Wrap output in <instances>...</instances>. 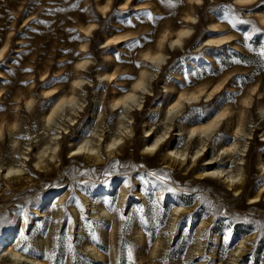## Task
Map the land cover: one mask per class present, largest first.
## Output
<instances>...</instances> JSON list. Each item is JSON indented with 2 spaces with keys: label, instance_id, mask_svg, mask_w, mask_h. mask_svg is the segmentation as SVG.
Listing matches in <instances>:
<instances>
[{
  "label": "rangeland",
  "instance_id": "rangeland-1",
  "mask_svg": "<svg viewBox=\"0 0 264 264\" xmlns=\"http://www.w3.org/2000/svg\"><path fill=\"white\" fill-rule=\"evenodd\" d=\"M195 2L0 0V52L6 53L0 58V264L10 259L4 256L5 236L8 247L17 245L19 252L47 258L49 264H264V197L250 200L264 187L260 165L264 161V116L260 110L264 106V0ZM125 3L127 8L120 9ZM107 4L110 9L104 14L102 7ZM193 6L196 21L187 39L190 42L185 50L164 48L168 59L149 83L142 105L126 116L131 118L132 132L124 134L122 146L109 156L106 144L119 134L123 117L112 110L109 101L129 92L142 70H154L145 55L156 53L166 32L184 27ZM210 22L219 26L218 32L210 31ZM210 36L229 42L203 49ZM86 58L89 63L82 71L78 65ZM102 73L110 74L111 80L102 84ZM79 74L87 79L75 92ZM176 74H180L179 81L174 80ZM220 82L221 93L209 100L203 95L184 105L173 121H162L168 105L180 93L211 92ZM173 83L177 89L166 88ZM44 90L57 94L48 99ZM74 92V102H82V108L76 103L65 104L47 123L45 113L61 97L70 98ZM250 96L251 104L246 106ZM30 100L33 103L28 107ZM244 110L243 131L252 135H242L241 143L248 145L243 160L229 162L220 160L221 156L217 161L228 170H238L241 164L244 193L235 197L222 179L197 182L196 175L208 158L234 143L233 133ZM222 111H231L233 120L228 126L224 118L223 125L211 134L209 150L197 158L196 169L191 170V155L201 148L198 139L190 144L189 161L163 167L169 146L186 149V137L177 136L178 130L207 123ZM166 122L172 123V129L168 143L164 142L155 156L156 166L142 164L144 144L161 134ZM98 126L105 128L99 149L103 160L97 163L87 151L72 155L76 144L97 136ZM149 128H154L152 136H146ZM56 132L62 160L56 163L57 159L44 156L46 161L37 165L38 148ZM22 158L24 161L19 160ZM15 165L24 168L22 175L30 173L29 179H17L15 173L6 175L7 167ZM24 183L32 187L31 192L10 200ZM124 186L126 201L120 206ZM61 196L65 200L58 204ZM85 196L105 202L110 212H116L114 220L119 225L112 236L113 224L92 219ZM174 205L188 212L172 222ZM38 208L48 211L51 219H59L60 226L50 218L41 219ZM58 209L59 215H55ZM198 230L202 233L197 234ZM247 237L245 254L234 256V249ZM91 244L104 258L93 255ZM156 244L160 245L155 255ZM196 250L202 255H196ZM23 260L21 264H31Z\"/></svg>",
  "mask_w": 264,
  "mask_h": 264
},
{
  "label": "bare ground",
  "instance_id": "bare-ground-1",
  "mask_svg": "<svg viewBox=\"0 0 264 264\" xmlns=\"http://www.w3.org/2000/svg\"><path fill=\"white\" fill-rule=\"evenodd\" d=\"M202 1L204 0H196L195 3L199 4ZM236 1L245 4V3L252 2L253 0H236ZM109 4L102 7L104 14L108 13L110 9ZM126 8H127V3L122 5V8L120 9H126ZM193 9H195L194 6L192 7L193 12L190 11L186 15V23L184 27L179 28L176 32H172V31L166 32L159 42L156 53L145 55L146 57L145 59L148 61V63L152 66L154 65V68H153L154 70L151 72H149L148 69L142 70L139 79L134 83V85L132 86V89L129 92H127L125 95L121 97H114L113 99L109 101L112 110L114 112L119 111V115L123 116L120 122L121 124H120L119 134H117L114 137H111L106 144L107 146L106 152L109 154V156L115 153L116 148L118 147L120 148L122 146L124 134L126 135L128 132L130 133L132 132L131 127L129 126V124L131 123L129 122L131 118L129 117L126 119V116L134 107H136L137 105L140 107L142 105L141 98L145 93H147L149 83L157 77L159 70L162 69L164 63L168 59V55L165 52L164 48L170 47V49L180 48L182 50H185V48L187 47V44L190 42V40L188 41L187 39H189V37L191 36L192 34L191 26L193 22L196 21V17L194 15ZM209 28L211 32L219 31V26H217V24L214 22L209 23ZM88 33H90V31H88ZM122 41L124 40H121L120 42ZM227 42H229V40H227L226 38H217L214 36H210V37H207V39L205 40L203 49L206 47L213 48V47L223 46ZM106 43L107 44L110 43V40L106 41ZM234 46L235 44H233L232 47L235 48ZM85 47L87 48L88 46L86 45ZM3 53H4L3 51L0 52V58H2ZM88 63H89V59L86 58L79 63L78 68L83 71ZM176 76L177 77H175L174 80L179 81L180 74H176ZM235 77L236 75L229 82H231ZM111 78L112 76L108 73H102L100 75V81L102 84H104L105 81H110ZM86 79L87 78L84 75L79 74L78 78L74 81L75 92L78 87H81L82 85H84V83L86 82ZM176 86H177L176 83H173L170 86H166V88L175 90L177 89ZM222 86H223V82H220L213 88L211 92H209L210 91L209 89L207 91H205V89H201L198 94L195 92H192L190 94L180 93L178 95V98L170 102V104L168 105L167 112H165V114L163 115L162 121H165V120L169 122L173 121L174 118L181 112V109L183 108L184 105H186L187 103H194L198 101L200 97L203 95L206 96V98L209 100L215 93L222 92L223 90ZM54 91L55 90H49V91L44 90L43 93L46 96V98L50 99L56 96L57 92H54ZM75 92L73 96H71L70 98L61 97L58 103H56L53 106L51 111L48 114L45 113L44 119L47 121V123H49L52 120V118L58 113V111L63 107V105L70 104V103H76L74 102L77 99ZM260 95H262V92H260ZM251 100H252V96L248 97L245 100L246 106H249L251 104ZM32 103H33V100L28 101L27 106L28 107L31 106ZM76 107L82 108V102L76 103ZM260 110H261V114L264 116V106L261 107ZM74 111L77 112L76 109H74ZM224 118H226L227 125L229 126L230 121L233 120L232 112L222 111L207 123H202L196 126H190V127L178 130L179 132L178 134H176L177 136L183 135L186 137L185 139L186 149L180 150L175 145L169 146L167 148L166 155L163 157V160H164L163 167L170 168L171 166H175L174 161L175 162L178 161L179 163H182V164L185 163L186 160L189 161L190 159L189 157H187V155L189 154L188 149L190 147V144L196 139H198V141H200L201 148L197 149L196 152H194L191 155V158L193 160L192 162L190 161L191 163H193L191 170L196 169L198 167V164L196 163L197 158L200 157L202 154H204L205 151L209 150V148L206 150V147L210 144L208 143L210 142V136L215 131L216 128H218L220 125L221 126L223 125L222 121ZM245 119H246V113L244 110L241 113L240 125L238 126L237 129L234 130V133H233V137L235 138L234 143L231 145H227V146L225 145L222 152H220L216 156L208 158V160L204 164L205 168H202L201 171L196 175L197 182H199L200 180L217 177L219 179H222L223 182L227 185V187L231 188V190L234 191L235 197L242 196V193L244 192H241V190L244 185V180H242L243 170H242L241 164L240 163L238 164L239 165L238 170H235V169L228 170L227 167L217 165L218 164L217 161L219 157L221 156H224V158L220 160L228 159L227 161L229 162L235 161V160H238V161L243 160L242 158L244 156L243 153L247 150L248 145L241 143L242 135H252V133H247L243 131V126L245 125L244 124ZM71 121H74L73 117L71 118ZM169 122H166L164 124L163 132H161V134L153 137L152 140H149V142L144 144L143 146L144 154H142V157L140 159L142 164L149 166V167L156 166L155 156L157 155L158 151L161 149V145L164 142H166L165 145L168 143L167 138L169 137L171 129H172V123L170 124ZM98 128H100L101 130L100 132H95V134L97 135L95 138L88 137L84 139L82 142H80L79 144H76L75 148L71 149L72 155H77L78 153H82L83 151L85 153V151H87L86 155L89 156V158L94 159V161H96L97 163L103 160V155L99 156V149H100L101 142L103 140V132H105V128L104 127L102 128V126H98ZM12 133L13 131H11V134ZM58 133L59 132L52 133L48 143H46L42 148H38L37 155L40 161L36 162L37 165H40L46 161L42 159L44 156L57 159L56 163L62 160L61 154L58 153V146H59L58 145L59 144L58 142L59 134ZM145 133H146V136H152L154 134V128L147 129ZM1 137H2V134L0 132V138ZM32 138L34 139V136ZM13 142H16V140H13ZM29 148H30V145H28V150ZM23 155H27V154L24 152ZM240 155L241 157L237 158ZM19 160L24 161L23 158ZM63 161L65 162V160ZM260 165H261V171L264 172V161H262ZM47 167H49V164L48 166L47 165L40 166L39 169L41 170L42 168H47ZM0 169H1V166H0ZM6 170H7L6 175H10L12 173L18 174V175H15L17 176L16 177L17 179L18 178L29 179L30 177V173H28V175H22L24 168L20 165H15L11 167L9 166L7 167ZM158 171L163 172L164 170L158 169ZM4 172L5 170L3 171V173ZM164 172L169 173L168 171H164ZM11 178L12 177L8 179L11 180ZM27 185L29 184L24 183L18 186L16 188L18 192L11 194L9 196L10 200L18 198L20 194L27 193V192L30 193L32 190V187L27 186ZM126 195H127V189L124 186L122 189V195L119 201L120 206H122L125 203ZM140 196L143 199H146L144 192H141ZM2 197H3V194H0V199H2ZM85 197H86L85 199H87V202H89V205L91 207L90 211H91L92 219L103 221L104 224L107 222H111L113 224L112 229L110 230V234H111L110 236H112L115 232V229L119 225V222H117L116 219H115L116 221L114 220V216L116 212L115 213L110 212L105 202H97L88 196H85ZM260 197H264V187H262V189L260 190L258 194L250 197V200L257 201ZM63 200H65V198L64 196H61L60 198L57 199V203L60 204L62 203ZM237 201L240 202L239 199ZM185 210L186 208L181 205H174V212H175L174 216L175 217L172 219V222L176 221L178 219V216H180L181 214L188 212ZM37 211H38V216L41 219L50 218L51 216V214H49V212L46 210H42L38 208ZM59 211L60 209L56 210L55 211L56 213L54 214L59 215ZM50 221H52L53 224H55L57 228L60 226L59 219L54 220V218L53 219L50 218ZM69 227H70V223L68 226V230H69ZM141 233H142V230H138V234H141ZM200 233H202V230H198L197 234H200ZM247 239L248 237L242 240L241 242H239L238 246L234 249V253H235L234 256L240 255L239 257H241L243 256V254H245L244 246L246 245ZM7 241H8V236H5L2 239V242L6 245L4 256L8 255L10 259L4 261L3 264H11L12 261H16L13 264H21V262H24L23 260L24 258L26 259V261H28L31 264H49L47 258H45L44 260H40L38 258H34L32 256L30 257L28 255H25L19 252L17 249L18 248L17 245L8 247ZM140 241L143 242L141 238H140ZM43 243L47 244V240H43ZM159 245L160 244H156L155 246L156 251L153 252V254L155 255L157 254L159 250L158 248ZM89 247L91 248V252L93 253L94 256H97L98 258H104L103 256L99 255V250L95 244H91L89 245ZM196 251L199 252L200 250H196ZM196 255H202V253L199 252ZM99 262H103V260L101 259Z\"/></svg>",
  "mask_w": 264,
  "mask_h": 264
},
{
  "label": "snow or ice",
  "instance_id": "snow-or-ice-1",
  "mask_svg": "<svg viewBox=\"0 0 264 264\" xmlns=\"http://www.w3.org/2000/svg\"><path fill=\"white\" fill-rule=\"evenodd\" d=\"M262 54H264V50H262ZM24 250H25V251H27V249H26V248H25Z\"/></svg>",
  "mask_w": 264,
  "mask_h": 264
}]
</instances>
